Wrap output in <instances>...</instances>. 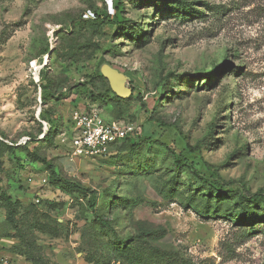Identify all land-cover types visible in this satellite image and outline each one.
Listing matches in <instances>:
<instances>
[{
  "label": "rangeland",
  "instance_id": "1",
  "mask_svg": "<svg viewBox=\"0 0 264 264\" xmlns=\"http://www.w3.org/2000/svg\"><path fill=\"white\" fill-rule=\"evenodd\" d=\"M92 109L134 129L71 162V116ZM44 119L51 142L0 150V264H264L262 202L243 213L177 158L264 190V0H0V136L38 137Z\"/></svg>",
  "mask_w": 264,
  "mask_h": 264
},
{
  "label": "built area",
  "instance_id": "2",
  "mask_svg": "<svg viewBox=\"0 0 264 264\" xmlns=\"http://www.w3.org/2000/svg\"><path fill=\"white\" fill-rule=\"evenodd\" d=\"M74 136L70 141V149L67 153L68 160L73 162L79 158H105L113 153L112 148L119 141L125 139L134 129L132 125H124L120 121L106 119L97 110L75 111L71 116ZM43 132L38 136L42 139L51 124L42 120ZM1 139H3L0 136ZM5 140V139H4ZM31 140V137H23L18 144H25ZM14 144L9 140H5ZM43 182H47L43 178ZM41 192L36 193L35 201L41 199Z\"/></svg>",
  "mask_w": 264,
  "mask_h": 264
},
{
  "label": "trees",
  "instance_id": "3",
  "mask_svg": "<svg viewBox=\"0 0 264 264\" xmlns=\"http://www.w3.org/2000/svg\"><path fill=\"white\" fill-rule=\"evenodd\" d=\"M40 87L42 88V95H41L42 100H43L42 102H43V104H46L49 99L54 98V96H52L53 93L50 91L48 84L40 85ZM44 120L49 122V120H47V119H44ZM59 127H60V125L58 122L52 121L49 130L47 131V133L45 134V136L42 139H39L38 137H34V138H31V140H40V141L45 140V141L51 142L55 138V136H56L55 132L58 131ZM13 143L14 144H10V143L6 142L4 139L0 138V150H2L4 148L11 150V149H14V147L24 146V145H19V144L17 145L15 142H13ZM160 143L163 144L164 146H167L168 149L170 150V152L175 154L169 145H167L163 142H160ZM177 158L179 159V161L184 166L189 167L193 172H195L207 184V192L209 195H214L217 197H226V196L228 197L230 195L239 196V203H241V207H242L241 209L243 210V213L247 212V207L245 206L247 202L248 203H254L257 201H261L262 204L264 205V190L261 189L257 192L251 193L245 187H243V189L242 188H234V186L230 182L226 181L225 179H222L220 176H217L216 174L206 175L205 173H203L202 169L198 168L197 164L194 161H191L188 157L183 156L181 154H178ZM43 162H44V164L48 165V168L50 169L51 174H52L51 178H52L53 182H55V181H66V182H68V184L71 187L79 188L81 190V188L79 187V184H77V183L73 184V183L67 181L66 179L62 178L56 172L53 165L48 163L45 159L43 160ZM84 190L89 192L91 189H84ZM93 195H94V193L92 194V196ZM1 198H2V201L4 203V207L6 209V220L8 222H10L14 227L17 226V224H16L17 206H16V203H15L13 197L11 195L6 194V193H2ZM41 200L42 199H40L39 202H36L34 199V202L36 204H40L42 202ZM95 205H96V199H95V196H93L92 197V206H95ZM103 222H104V224H107L106 221H103Z\"/></svg>",
  "mask_w": 264,
  "mask_h": 264
},
{
  "label": "water",
  "instance_id": "4",
  "mask_svg": "<svg viewBox=\"0 0 264 264\" xmlns=\"http://www.w3.org/2000/svg\"><path fill=\"white\" fill-rule=\"evenodd\" d=\"M102 73L108 79L112 90L120 97L128 98L134 92L132 87L127 86L129 77L126 73L109 64L102 67Z\"/></svg>",
  "mask_w": 264,
  "mask_h": 264
}]
</instances>
